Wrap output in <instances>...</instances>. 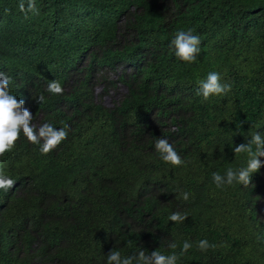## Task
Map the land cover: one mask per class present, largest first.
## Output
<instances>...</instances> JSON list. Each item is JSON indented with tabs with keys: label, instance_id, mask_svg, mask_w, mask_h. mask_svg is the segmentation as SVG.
<instances>
[{
	"label": "trees",
	"instance_id": "trees-1",
	"mask_svg": "<svg viewBox=\"0 0 264 264\" xmlns=\"http://www.w3.org/2000/svg\"><path fill=\"white\" fill-rule=\"evenodd\" d=\"M35 2L26 17L19 0H0V71L37 127L68 135L44 155L21 133L0 157V174L16 181L0 190V264H107L112 249L264 264V166L247 187L212 179L246 167L233 148L264 135V0ZM188 29L201 39L194 63L170 43ZM210 72L231 85L227 95L204 99ZM54 79L63 95L46 91ZM119 84L127 91L106 105L97 88ZM156 138L185 163L163 161ZM175 212L188 218L169 221ZM205 239L216 247L199 250Z\"/></svg>",
	"mask_w": 264,
	"mask_h": 264
},
{
	"label": "clouds",
	"instance_id": "clouds-1",
	"mask_svg": "<svg viewBox=\"0 0 264 264\" xmlns=\"http://www.w3.org/2000/svg\"><path fill=\"white\" fill-rule=\"evenodd\" d=\"M18 9L27 17L28 13L37 14L35 0H19ZM5 14L10 9L5 8ZM171 46L175 49V55L178 59L186 63H194L200 54L201 39L194 34L193 29L180 30L171 40ZM12 79L6 73L0 71V157L12 150L19 140L21 133L27 140L40 146V152L47 155L53 151L61 142L67 139L68 132L65 128H55L50 123H44L37 127L33 123L34 116L29 109L25 108L24 100H18L16 95L11 93L9 85ZM46 91L52 95H63L64 88L60 81L51 80L47 84ZM231 91V85L223 83L222 77L218 72L208 73L205 80L200 82V93L204 99L210 96L227 95ZM39 104L44 103V95L36 98ZM155 150L160 153L161 159L166 163H170L174 167L182 166L185 161L177 153L172 144L166 138L155 139ZM236 153H247V166L239 169L228 168L224 175L219 172L212 173V179L217 188H223L225 185L241 184L247 187L251 184V177L262 166L264 161L260 158L264 157V135L256 132L252 135L251 140L247 144H240L233 148ZM16 181L8 176L0 174V190L9 191ZM183 199L189 198V193H182ZM186 213L175 212L169 216V221L174 223H183L187 219ZM169 248L175 249L177 244L172 242ZM192 245L185 241L181 250V254H185ZM216 245L210 244L206 239L198 243V249L207 251L209 248H215ZM179 256L175 253L165 255L158 250L148 252L140 249L135 256L122 255L117 250H110L107 254V264H177Z\"/></svg>",
	"mask_w": 264,
	"mask_h": 264
},
{
	"label": "rangeland",
	"instance_id": "rangeland-1",
	"mask_svg": "<svg viewBox=\"0 0 264 264\" xmlns=\"http://www.w3.org/2000/svg\"><path fill=\"white\" fill-rule=\"evenodd\" d=\"M126 91L127 88L123 84H119L117 89H111L108 93H103L101 86L97 88L98 95L102 97L103 102L108 106H112Z\"/></svg>",
	"mask_w": 264,
	"mask_h": 264
}]
</instances>
